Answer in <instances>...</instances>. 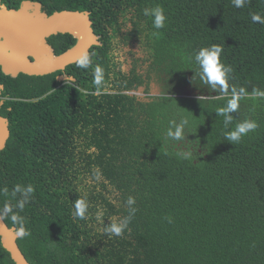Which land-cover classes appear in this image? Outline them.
<instances>
[{"label":"trees","instance_id":"16d2710c","mask_svg":"<svg viewBox=\"0 0 264 264\" xmlns=\"http://www.w3.org/2000/svg\"><path fill=\"white\" fill-rule=\"evenodd\" d=\"M22 1L0 0L9 8ZM33 1L48 14L89 11L100 43L90 47L87 68L80 60L44 75L0 68V114L10 129L0 150V211L10 202L24 217L28 234L17 244L26 259L264 264V98L251 95L264 90V24L251 19L264 18V0L242 8L233 0ZM156 6L167 17L160 29L144 15ZM47 41L63 52L76 38L57 33ZM212 44L232 68L226 92L202 82L194 61ZM232 87L250 95L225 125L217 110ZM246 118L258 127L233 144L225 132ZM176 127L179 140L167 135ZM16 184L34 187L23 210L15 207L22 198L12 195ZM81 195L89 203L85 220L72 215ZM3 219L19 228L10 215ZM125 219L122 236L105 231ZM0 264H15L1 243Z\"/></svg>","mask_w":264,"mask_h":264},{"label":"water","instance_id":"95a60500","mask_svg":"<svg viewBox=\"0 0 264 264\" xmlns=\"http://www.w3.org/2000/svg\"><path fill=\"white\" fill-rule=\"evenodd\" d=\"M36 11V12H34ZM90 12L64 9L51 14L45 12L39 1L23 0L18 8H9L0 2V68L5 74L17 76L44 75L63 70L89 54L92 45L99 44L92 28ZM67 33L76 38L73 46L63 52L47 41L53 34ZM7 39L14 43L9 45ZM4 43H6L4 45ZM45 45L52 55L36 60L34 55ZM63 74L57 75L63 80ZM3 84L0 83V91ZM9 138L7 118L0 115V150ZM18 229L8 226L0 217V243L15 264H31L17 244Z\"/></svg>","mask_w":264,"mask_h":264},{"label":"clouds","instance_id":"9594fccd","mask_svg":"<svg viewBox=\"0 0 264 264\" xmlns=\"http://www.w3.org/2000/svg\"><path fill=\"white\" fill-rule=\"evenodd\" d=\"M245 2L246 0H233V5L236 8H242ZM144 15L152 17V23L156 29L163 28L167 19L164 9L160 6H156L151 9L146 8L144 10ZM251 19L254 23L264 24V18H262L259 14H253ZM222 51V47L217 44L202 46L196 51L194 61L196 65H198L199 76L202 82L209 84L213 89H219L221 92H226L229 88L228 81L231 77L232 68L222 61ZM88 66L89 61L87 56L78 62V67L87 68ZM95 83L98 87L102 84V70L99 66L95 71ZM249 95L250 94L246 91L245 87H240L239 89L232 87L230 98L226 101L223 107L217 110V114L224 117L225 125L233 122V118L230 113L237 111L240 107V101L249 97ZM251 95L258 98H264V90L253 89ZM183 123L188 124L189 121L187 119H183ZM257 127L258 124L255 120L246 118L236 123L235 127L230 131L225 132V136L227 140L233 144L239 143L245 135L254 131ZM182 131V127H176L174 133L168 131L167 135L179 140L181 139ZM2 191L7 193L8 188L4 187ZM33 192L34 187L31 184H28L27 187H22L21 184H16L12 189V195L13 197H16V194H20L22 198L16 200L15 207L23 210L30 194ZM127 202L129 204H134L135 198L129 196ZM73 207V217H76L79 220H85L88 215L89 208V203L86 197L81 195L76 201H74ZM9 215L11 216L13 223L19 225L17 235L21 237L27 235L28 233L24 227V217L19 215L18 212L13 211L12 203L5 202L2 207V211H0V217H7ZM97 219H99V216H97ZM169 222H171L170 219ZM128 223V219H125L122 222L113 220L108 226H106L105 231L111 233L112 236H122L127 230Z\"/></svg>","mask_w":264,"mask_h":264},{"label":"bare ground","instance_id":"6f19581e","mask_svg":"<svg viewBox=\"0 0 264 264\" xmlns=\"http://www.w3.org/2000/svg\"><path fill=\"white\" fill-rule=\"evenodd\" d=\"M34 12H36V11H34ZM7 41H8V43H9V45H11V46H13L14 47V43L11 41V40H9V39H7ZM6 43H4V45H5ZM42 46V45H41ZM50 55H52V52H50L48 49H46L45 47H41L40 49H39V51L34 55V58L36 59V60H38V59H41V58H44V57H48V56H50Z\"/></svg>","mask_w":264,"mask_h":264},{"label":"flooded vegetation","instance_id":"af4514ba","mask_svg":"<svg viewBox=\"0 0 264 264\" xmlns=\"http://www.w3.org/2000/svg\"><path fill=\"white\" fill-rule=\"evenodd\" d=\"M1 92H2V89L0 91V96H1ZM4 100H5L4 97H2V99H0V106L3 105ZM0 115H2V114H0ZM2 116H4V115H2ZM4 117H6V116H4ZM7 122H8V127H9V119L8 118H7ZM9 135H10V129H9Z\"/></svg>","mask_w":264,"mask_h":264}]
</instances>
